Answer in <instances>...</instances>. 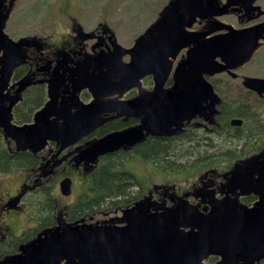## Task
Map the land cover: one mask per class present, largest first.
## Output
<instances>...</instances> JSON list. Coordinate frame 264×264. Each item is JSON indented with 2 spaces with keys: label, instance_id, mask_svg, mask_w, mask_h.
Segmentation results:
<instances>
[{
  "label": "water",
  "instance_id": "water-1",
  "mask_svg": "<svg viewBox=\"0 0 264 264\" xmlns=\"http://www.w3.org/2000/svg\"><path fill=\"white\" fill-rule=\"evenodd\" d=\"M3 1L0 0V42L7 39L3 29L10 11L8 7L2 12ZM254 2L225 0L220 5L219 0H169L131 48L124 49L113 40L114 51L96 57L93 71L82 73L75 81V87L90 90L95 101L72 115L66 105L54 110L55 89L51 83V100L35 113L32 124L12 125L9 108L5 111L0 121L4 136L11 138L19 151L36 153L52 141L60 142L62 151L101 124L104 107L113 103L100 101V96L113 94L112 90L129 83L137 85L146 76H152L155 83L150 99L142 108L137 104L122 106L126 111L135 110L136 117L143 114L142 125L85 142L76 150V164L91 168L99 157L132 147L148 134L167 135L172 132L171 127L178 128L183 120L196 115L202 101H220L205 76L244 66L264 45L260 43L264 41V22L237 30L216 19L236 5L242 4L250 11L247 7ZM196 19L204 21V27L188 31ZM220 31L224 33L215 34ZM182 50L185 54L174 72L173 86L163 90L172 62ZM124 56H129V62L122 61ZM242 86L264 97V79L244 77ZM160 93L161 100L157 97ZM52 115L57 119L50 121ZM241 123L240 119L231 120L232 126ZM225 178L227 192H239L233 199L225 197L211 202L205 212L183 200L165 207L144 198L122 210L121 217L101 223H66L58 216L55 226L22 244L18 253L0 258V264H206L211 257L218 258L213 264H261L264 154L240 161ZM59 187L62 195H69L70 180L63 179ZM251 194L257 198L252 206L238 201L239 196Z\"/></svg>",
  "mask_w": 264,
  "mask_h": 264
},
{
  "label": "flooded vegetation",
  "instance_id": "flooded-vegetation-1",
  "mask_svg": "<svg viewBox=\"0 0 264 264\" xmlns=\"http://www.w3.org/2000/svg\"><path fill=\"white\" fill-rule=\"evenodd\" d=\"M15 2L16 0H4L2 12L5 13L10 4L14 9ZM254 6L260 7L263 14L258 15L257 11L248 12L242 8L243 5H237L230 7L229 12L220 17L219 20L235 29L255 26L264 21L263 0H256L252 8ZM11 16L12 12L9 14L3 29L7 39L0 42V121L9 108L12 125L32 124L35 113L45 107L51 100L48 93L51 83L55 89V99L52 100L54 110L66 105L72 115L79 108L95 101V97L90 90L87 88L77 89L74 83L82 73L93 71L94 59L98 55H106L113 51L112 39L110 38L111 32L107 28L104 29L102 25H98V28L95 29L85 30L74 22L69 28H66L65 33L52 34L53 40H51L36 37L27 19V23L25 22L23 25L17 21L13 25L9 24ZM225 18H231L233 21L228 22L224 20ZM204 24L205 22H198L197 20L190 30H199ZM182 54L180 53L177 56L173 64V70ZM261 54L264 55V46L256 52L248 65L257 60L256 66L258 68L264 66V57L256 59V56ZM125 59L127 61L129 58L126 57ZM248 65L234 71L233 74L237 75L235 78L224 72L205 79L207 81L208 79L217 80L220 83L221 78L228 77V79L236 81L238 85L244 76L241 75V72ZM173 70L167 76L162 86L163 90H169L173 86ZM217 86L216 83L212 84L213 91L220 101L217 98H207L200 103L196 115L189 120H183L178 128L173 129L171 127L172 132L169 131L166 136L158 132L153 135L148 134L140 143L132 147L119 149L102 156L91 168H86L83 163L76 164L77 148L91 139H100L111 133L141 126L144 118L143 114L136 117L135 110L126 111L122 109V106L137 104L138 108H142L146 99H150L155 91L152 77L142 78L136 86H123L117 90H112L113 94L100 96V101H111L113 103L104 107V112L101 114V124L82 137L77 144L62 151H60V142L56 141L47 142L45 148L36 153L28 150L19 151L15 142L11 138H6L3 128L0 127V142L8 155H23L35 159L34 164L32 161L29 164L27 159L25 166L13 168L10 172L0 174V176H3L16 171L20 172L18 179H21L20 181L15 179V186L5 188L3 184L6 180H1L0 177V243L8 244L10 237L15 236V221L22 216L21 214L26 208L25 201L27 197L34 194L40 195L43 190H50L48 187H50V182L54 177H57L56 179L60 181L65 178L70 180V193L63 197L68 198L72 195V199L68 203L60 205V208L58 207L59 204L54 201L56 204L53 211V217L63 215L67 221L71 217L72 205L82 196L87 186V177L96 173L101 160L105 156L120 155L123 171L132 176L138 187L132 186L133 188L129 192L134 190L132 192L137 194L140 191L138 200L148 197L150 203L155 206H169L180 198L191 205L197 206L202 211L210 202L220 200L227 195L234 197V194H227L223 173L216 170L214 172L205 170L208 168L202 169V174H199L198 178L192 179L193 181H190L192 184L187 187L181 184L157 185L156 175L158 172L161 173L160 154H153L155 157L152 158L146 156L143 150L145 144L151 140L169 139V142L185 140L189 142L194 140L195 137L199 139L203 137L202 140H209V137L221 136L225 139L226 136H231L227 133L226 127L240 126H232L231 119L227 126L223 120L222 108L224 102L221 100L218 91L215 90ZM157 97L161 100L163 98L162 93ZM55 119L57 117L54 115L49 117L50 121ZM143 133H145V130H143ZM132 158L139 161L141 172L137 173L134 170L131 172L127 168V163ZM52 163L54 164L51 165ZM147 166L149 167L148 174L145 171ZM146 179H148V186H146ZM186 182H189V179ZM75 185L79 186V190L73 195ZM54 187L55 184L53 185V191ZM248 198L252 197L244 196L240 200L246 203L245 199ZM116 213V210L102 212L101 209H95L92 210L87 220L92 221L98 215L111 218ZM79 214L77 213L75 216Z\"/></svg>",
  "mask_w": 264,
  "mask_h": 264
},
{
  "label": "rangeland",
  "instance_id": "rangeland-1",
  "mask_svg": "<svg viewBox=\"0 0 264 264\" xmlns=\"http://www.w3.org/2000/svg\"><path fill=\"white\" fill-rule=\"evenodd\" d=\"M168 1L169 0H16L14 9H12V4H10V11L12 12V16L9 20V24L13 25L14 22L17 21L22 23L23 25L25 24V22L27 23L28 20V23L33 30V34L36 37L48 38L51 40H53L52 34L65 33L66 28H69L74 22L80 27H83L85 30L95 29L98 28V25H102L104 29L107 28V30L114 35L115 39L117 40V43L121 47L130 48L133 45L135 39L139 35H141L152 23L155 22L159 12L168 3ZM224 20H227L228 22L233 21L231 18H225ZM231 24L234 25V23L232 22ZM263 57L264 55L261 54L256 59ZM123 61L126 62L125 57H123ZM256 61H254L251 65H248L241 72V75L264 78V66L258 68L256 66ZM208 81L212 84H218L215 90L218 91V94L224 103L227 102L230 105L231 103L234 104L243 101L242 93L246 91L243 89L241 83L237 85L236 81L228 79V77L221 78L220 83L217 82V80L208 79ZM251 99L252 101L250 102V104L252 105V107L256 108L258 112L264 115V97L261 98L251 93ZM263 115L262 117H264ZM262 129H264V123ZM229 137L231 136H226L225 139L221 136L209 137L208 139L211 140L215 145H218L221 140L227 141L229 139H233V137ZM202 139L204 138L201 137L199 139L195 137L194 140H192L193 143L186 142V140L182 142H175L173 147L175 149H177L178 147V149L175 151H181L180 153H182L183 150L186 151L187 149L189 150L193 147L198 150L196 151V154H193L187 159L174 157L172 161L175 162L174 165H177H173L175 168H170L173 167L170 166V164H167L169 166H167L166 168H162L161 166V173L158 172V174L156 175L157 185L164 186L171 184H181L187 187L188 185L192 184L190 182L193 181L192 179L198 178V175L202 174V169L204 167H198V164L202 163V159H199L196 161V163L193 162L190 165L186 164V162L192 160V158L193 160L197 157L202 158V155L205 154L203 151H214L204 146V142ZM251 139L253 138H250V140ZM259 143L261 145V148L259 149L257 147L254 150L255 152L253 151V153H251V147L243 145L245 143H241L239 142V140H233V142H230L231 145L239 146V148L243 145L241 150L239 151H241L242 153L248 151V153L251 154L241 160L249 159L250 157H253L256 154H259L264 151V145L261 144V141ZM206 144L207 143H205V145ZM197 145L199 147H197ZM237 161H234L231 165L227 166L226 169H222L225 167H223L222 164L219 165L218 162V165L211 169H215L219 173H224L228 170H231ZM138 162L139 161L134 160L132 158L131 161H128L127 168L131 172L133 170L137 173L141 172V166ZM53 164L54 163H52L51 165ZM205 170H209V168ZM145 171L146 174L149 173L148 166ZM0 177L1 180H6L3 184L5 188L15 186V179H17L18 181L21 180L18 179L20 177V172L16 171L11 174L3 175ZM56 178L57 177H54L53 180H51L50 187L48 188H50V198L54 199V201L59 204L58 207L60 208V205L66 204L72 199V195L68 198H64L60 195L58 190V182L60 180H57ZM187 179H189V182H186ZM54 184L55 187L53 191ZM148 184V179H146V186H148ZM78 190L79 186L75 185L73 188V195H75ZM139 193L140 191L137 194H134L133 192L131 193L133 194L132 197H136V199L133 200L132 198L131 203H129V206H131L135 201L139 199ZM40 195L34 194L32 196L27 197L25 201L26 208L21 214L22 216L20 215L21 217L15 221V236L10 237L8 242H10L11 240L20 239L31 240L42 229L52 226L54 220L52 223L44 222V218L46 217V215H44L45 213H42V211L44 210L41 208V201L39 200ZM252 199L254 200L255 198L252 197ZM56 202H53L52 207L55 206ZM252 202L253 201H251V203ZM103 219L104 217L98 215L95 217L93 222L100 221ZM14 242L16 241H13V243ZM20 243L21 242H18L17 245ZM2 245L4 244L2 243ZM6 247L8 248L6 249L7 251H10L12 249V246L10 244H6L2 247V251H4Z\"/></svg>",
  "mask_w": 264,
  "mask_h": 264
},
{
  "label": "trees",
  "instance_id": "trees-1",
  "mask_svg": "<svg viewBox=\"0 0 264 264\" xmlns=\"http://www.w3.org/2000/svg\"><path fill=\"white\" fill-rule=\"evenodd\" d=\"M242 102L228 104L227 102L223 104V120L226 122L228 126V122L230 119L238 118L242 120V125L240 127H226L227 133L231 135L230 138L233 137L232 140H221L218 145H215L211 140H206L204 142V146L208 149L214 150L211 152L203 151L202 158L197 157L196 159L187 161L186 164L190 165L193 162L196 163L197 160L202 159V163L198 164V167L205 168H214L218 165L222 164V169H226L227 166L231 165L234 161L241 160L251 155L248 151L242 153L241 148L243 145L251 147V153L260 146L264 145V117H262V113L258 112V110L250 104L252 101L251 93L246 91L242 93ZM264 116V115H263ZM260 128V129H259ZM250 138H253L250 140ZM233 140H239V142H243L240 148L239 146L231 145L230 142ZM169 139H161V141L151 140L144 146V154L146 156L155 157L153 154H160V164L162 168H166L167 164L173 166L175 162L172 161L174 157L176 158H189L193 154H196L195 147L191 149H187L186 151H175L173 145L175 141L169 142ZM229 141V142H228ZM182 142V141H181ZM187 142V141H186ZM189 143H193V141H189ZM205 143H207L205 145ZM214 144V145H213ZM230 144V145H229ZM197 147H199L197 145ZM201 147V146H200ZM255 152V151H254ZM29 160L28 163L32 161L33 164L35 159L28 157H24L23 155H15L10 156L7 154L6 150L2 148L0 142V174H4L13 170V168H18L20 166H25V161ZM171 160V161H169ZM221 160V161H220ZM31 162V163H32ZM185 164V163H184ZM182 164V165H184ZM177 166V165H174ZM170 168H175V167ZM219 167V166H218ZM200 169V168H199ZM123 164L120 155H112L105 156L101 160L96 173L91 174L87 177V186L84 189L82 196L76 200L75 204L72 205L71 209V217L68 221H72L73 219H79L84 216H88L92 213V210L101 209L104 211L114 210L118 208H124L132 200V191L129 192L134 186L137 187V183L134 182L131 175L127 174L123 171ZM39 196V200L41 201V208L44 210L42 213H45L46 217L44 218V222H53V200L50 198L49 190L42 191ZM136 197L133 198L135 200ZM246 203L249 204L252 201V198L245 199ZM41 213V212H40ZM77 213H80L78 216H75ZM29 240V239H27ZM27 240H11L8 242L12 246L10 251H7V247L4 251H2V245L0 243V255L3 256L5 254H12L17 250L18 242H25ZM13 241H16L13 243ZM17 245V246H16ZM7 251V252H6ZM216 259H210V262H214ZM264 264V262H263Z\"/></svg>",
  "mask_w": 264,
  "mask_h": 264
}]
</instances>
